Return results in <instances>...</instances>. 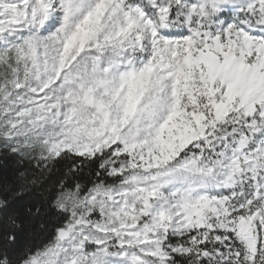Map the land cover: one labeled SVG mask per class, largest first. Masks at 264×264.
Masks as SVG:
<instances>
[{
	"label": "snow or ice",
	"instance_id": "snow-or-ice-1",
	"mask_svg": "<svg viewBox=\"0 0 264 264\" xmlns=\"http://www.w3.org/2000/svg\"><path fill=\"white\" fill-rule=\"evenodd\" d=\"M0 150L19 264H264V0H0Z\"/></svg>",
	"mask_w": 264,
	"mask_h": 264
},
{
	"label": "trees",
	"instance_id": "trees-1",
	"mask_svg": "<svg viewBox=\"0 0 264 264\" xmlns=\"http://www.w3.org/2000/svg\"><path fill=\"white\" fill-rule=\"evenodd\" d=\"M10 155L0 150V201H4L0 205V253L8 252L12 264H19L27 250L40 245L51 230V224L44 214L26 218L29 217V206L40 203L41 197L47 195V190L55 186L58 170L52 166L47 170L36 171L27 162L10 159ZM31 155L29 153V157ZM21 168L25 175H20ZM21 189L26 197L23 201L17 195ZM12 220L16 221L17 226L11 224ZM42 223L48 225L47 230L42 227ZM9 232H16L21 238L16 251H10L5 241Z\"/></svg>",
	"mask_w": 264,
	"mask_h": 264
}]
</instances>
